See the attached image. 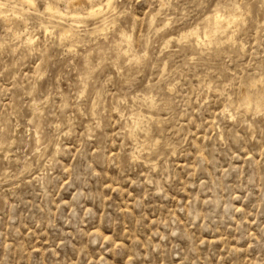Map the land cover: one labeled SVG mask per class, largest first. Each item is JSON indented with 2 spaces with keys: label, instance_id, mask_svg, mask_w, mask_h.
Returning a JSON list of instances; mask_svg holds the SVG:
<instances>
[{
  "label": "rangeland",
  "instance_id": "1",
  "mask_svg": "<svg viewBox=\"0 0 264 264\" xmlns=\"http://www.w3.org/2000/svg\"><path fill=\"white\" fill-rule=\"evenodd\" d=\"M0 1V264H264V0Z\"/></svg>",
  "mask_w": 264,
  "mask_h": 264
},
{
  "label": "bare ground",
  "instance_id": "2",
  "mask_svg": "<svg viewBox=\"0 0 264 264\" xmlns=\"http://www.w3.org/2000/svg\"><path fill=\"white\" fill-rule=\"evenodd\" d=\"M20 1V3H24V4H27V5H29V6H33V7H36V0H19ZM81 0H67V6H68V8H70L71 7V5L72 4H76V3H78V2H80ZM88 1V0H87ZM90 1V0H89ZM5 2V1H4ZM100 2V1H99ZM105 3L104 4H101V3H98V4H96V5H90V7L88 8V10L86 9V14L84 15V14H82L80 11H77V10H71V9H68L67 8V10H61L60 8H59V6L58 5H56V4H54V3H52L50 0H47L46 2H45V4H44V11H46L47 13H49L48 15H52V16H58V17H61V18H69V19H71L72 20V22L73 23H81L80 22V20L82 19V18H84V17H86V16H91V15H100L102 12H104V8L106 7V8H109L110 6H111V2H112V0H106V1H104ZM163 2V1H162ZM161 2V3H162ZM90 3V2H89ZM0 4H2L1 3V1H0ZM12 4V3H11ZM14 4V3H13ZM19 5V4H18ZM114 5H112V7H113ZM10 7V6H9ZM19 7H22L21 5L19 6ZM66 7V6H65ZM85 7V6H84ZM111 7V8H112ZM64 8V7H63ZM113 8H115V7H113ZM22 9V8H21ZM235 9V8H234ZM23 10V9H22ZM85 10V9H84ZM113 10V9H112ZM216 10V9H215ZM230 10V9H229ZM236 10V9H235ZM3 11H5V10H3ZM9 11V10H8ZM11 11V10H10ZM29 11V10H28ZM33 11V10H32ZM37 11V10H36ZM106 11V10H105ZM111 11V10H110ZM234 11V10H233ZM1 12H2V10H1ZM1 12H0V14H1ZM12 12V11H11ZM16 12H18V11H16ZM219 14L220 12L218 11V12H216V13H214V14ZM237 13V12H236ZM236 13H232V14H235L236 15ZM3 14V13H2ZM224 14H226V13H224ZM224 14H223V16H224ZM4 15V14H3ZM16 15H18V14H14V16H16ZM21 15V14H20ZM47 15V16H48ZM231 15V14H230ZM5 16V15H4ZM3 16V17H4ZM24 16V15H23ZM216 16V15H215ZM220 16V15H219ZM222 16V17H223ZM7 17V16H6ZM9 17V16H8ZM18 17V16H17ZM57 17V18H58ZM231 17V16H230ZM233 17H235V16H232V18H225L224 17V19L223 18H218L217 19V21H218V25L216 26V29H222L223 30V28H224V26L225 27H227L226 25L228 24V23H230L231 21H233L234 19H233ZM19 18V17H18ZM24 17H22L21 19H23ZM55 18V17H54ZM61 18H58V19H61ZM100 18V17H99ZM102 18V17H101ZM152 18V17H151ZM217 18V17H216ZM5 19V18H4ZM7 19V18H6ZM8 19H12L11 17H9ZM7 19V20H8ZM206 19H207V17H206ZM17 20V19H16ZM28 20V19H27ZM20 21V20H19ZM24 21H26V20H24ZM70 21V20H69ZM68 21V22H69ZM150 21V20H149ZM210 21V20H209ZM28 22V21H27ZM71 22V21H70ZM216 22V21H215ZM79 23L77 24V25H79ZM103 23H105V22H103ZM151 23V22H150ZM217 23V22H216ZM216 23H214V21H213V24L214 25H216ZM233 23H234V21H233ZM69 24V23H68ZM96 25H97V23H95ZM208 24V23H207ZM56 25V24H55ZM103 25V24H102ZM101 25V26H102ZM151 25V24H150ZM24 26V25H23ZM212 26V25H211ZM211 26H210V29H211ZM96 27V26H95ZM94 27V28H95ZM208 27V26H207ZM223 27V28H222ZM9 28V27H8ZM27 28V27H26ZM47 29L49 28V27H46ZM52 28V27H51ZM50 28V29H51ZM94 28H92V29H94ZM96 28H98V27H96ZM100 28V27H99ZM204 28H206L205 26H204ZM215 28V27H214ZM11 29V28H10ZM19 29V28H18ZM17 29V30H18ZM46 29V31H48ZM103 29V28H102ZM24 30V29H23ZM221 30V31H222ZM15 31V30H14ZM60 31V30H59ZM73 30L71 29V27H68V28H64V29H62L61 30V32H60V37H62V39H63V37L65 38V37H67L68 38V36L71 34V32H72ZM193 31H194V28H193ZM197 31V30H196ZM210 31V30H209ZM208 31V32H209ZM18 32V31H17ZM123 32V31H122ZM121 32V33H122ZM190 32V31H189ZM211 32V31H210ZM213 32H214V30H213ZM225 32V31H224ZM77 33H78V31H77ZM205 33H206V29H205ZM212 33V32H211ZM220 34L222 33V32H219ZM218 33V34H219ZM18 34H19V32H18ZM198 34H200V33H198ZM203 34V33H202ZM209 33H206V36L208 35ZM215 34V33H214ZM59 35V34H58ZM79 35V34H78ZM126 35V34H125ZM197 35V34H196ZM211 35V34H210ZM29 36V35H28ZM27 36V37H28ZM122 36V35H121ZM198 36H200V35H198ZM205 36V35H204ZM217 36V35H216ZM124 37V36H123ZM210 37V36H209ZM218 37V36H217ZM26 38V37H25ZM59 38V37H58ZM125 38H126V36H125ZM200 38H202V37H200ZM219 38V37H218ZM31 39V38H30ZM33 39V38H32ZM124 39V38H123ZM127 39V38H126ZM196 39V38H195ZM75 40H76V38H75ZM74 40V41H75ZM69 41H70V38H69ZM196 41V40H195ZM198 41V40H197ZM209 42L208 43H210V40H208ZM27 42V41H26ZM71 42H72V40H71ZM29 43V42H28ZM30 44V43H29ZM69 47V46H68ZM119 48V47H118ZM121 50V49H120ZM123 50V49H122ZM129 50H130V48H129ZM124 51V50H123ZM132 51V50H131ZM127 53V52H126ZM129 53V52H128ZM136 55V54H135ZM134 55V56H135ZM130 56V55H129ZM132 58V57H131ZM133 59V58H132ZM139 59V58H138ZM82 78V77H81ZM263 88V87H262ZM259 93H260V91H259ZM264 93V92H263ZM144 95V94H143ZM147 94H145V96H146ZM134 96V95H133ZM144 96V97H145ZM148 96V95H147ZM249 96V95H248ZM264 97V96H263ZM249 98V97H248ZM264 99V98H263ZM249 100V99H248ZM262 101H264V100H262ZM262 103V102H261ZM256 104V103H255ZM258 104V103H257ZM256 104V105H257ZM259 106V105H258ZM257 106V107H258ZM264 106V105H263ZM263 106H261V107H263ZM260 107V106H259ZM259 107H258V110H259ZM257 109V108H256ZM263 109H264V107H263ZM262 109V110H263ZM260 111V110H259ZM258 112V111H257ZM147 115H150V114H147ZM137 116V115H136ZM151 116V115H150ZM133 117V116H132ZM140 118V117H139ZM142 118V117H141ZM140 120V119H139ZM135 122H136V120H135ZM136 125H137V122L135 123ZM141 124H142V122H141ZM134 125V124H133ZM133 125H130V126H133ZM136 127V126H135ZM135 127H133L134 129H135ZM138 127V126H137ZM140 129H142V128H140ZM135 131V130H134ZM133 131V132H134ZM136 132V131H135ZM135 134V133H134ZM145 137V136H144ZM137 139V138H136ZM155 139V138H154ZM134 140H135V138H134ZM138 140V139H137ZM142 141V140H141ZM144 141V140H143ZM153 141V140H152ZM135 142H136V140H135ZM138 143V142H137ZM137 143H135V144H137ZM147 143V142H146ZM149 143V142H148ZM156 145V144H155ZM154 145V146H155ZM152 146V145H151ZM133 147H135V148H138V150L136 151V152H138V151H140L139 150V147L137 146L136 147V145H134ZM134 149V148H133ZM142 149V148H141ZM144 149V148H143ZM147 149V148H146ZM148 150V149H147ZM141 152H142V150H141ZM138 156V155H137ZM143 161H144V159H143ZM147 162V161H146Z\"/></svg>",
  "mask_w": 264,
  "mask_h": 264
}]
</instances>
